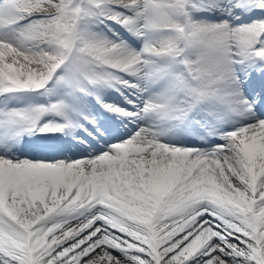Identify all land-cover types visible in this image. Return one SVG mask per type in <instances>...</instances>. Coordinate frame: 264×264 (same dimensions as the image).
Wrapping results in <instances>:
<instances>
[{
    "label": "snow or ice",
    "instance_id": "1",
    "mask_svg": "<svg viewBox=\"0 0 264 264\" xmlns=\"http://www.w3.org/2000/svg\"><path fill=\"white\" fill-rule=\"evenodd\" d=\"M0 264H264V0H0Z\"/></svg>",
    "mask_w": 264,
    "mask_h": 264
}]
</instances>
